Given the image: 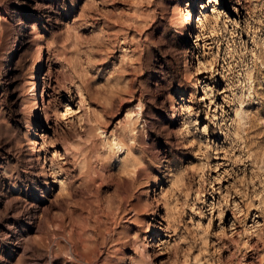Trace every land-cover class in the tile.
<instances>
[{
    "label": "rangeland",
    "instance_id": "1",
    "mask_svg": "<svg viewBox=\"0 0 264 264\" xmlns=\"http://www.w3.org/2000/svg\"><path fill=\"white\" fill-rule=\"evenodd\" d=\"M135 262L264 264V0H0V264Z\"/></svg>",
    "mask_w": 264,
    "mask_h": 264
},
{
    "label": "bare ground",
    "instance_id": "2",
    "mask_svg": "<svg viewBox=\"0 0 264 264\" xmlns=\"http://www.w3.org/2000/svg\"><path fill=\"white\" fill-rule=\"evenodd\" d=\"M190 13L188 12V11H186V17H187V20H189L190 21ZM181 19H183V17H181ZM200 21H201V18L198 20V31H200V28H201V25H199V23H200ZM196 36H198V35H196ZM14 46V45H13ZM192 50V49H191ZM13 51V50H12ZM41 58H42V50H41V46L40 45H38L37 46V48H36V50H35V72L34 73H36V71H41V69L42 70H44L45 69V63L43 62V63H41ZM33 60V59H32ZM191 62V61H190ZM207 63H209V62H207ZM34 64V63H33ZM190 65V64H189ZM208 66H211V65H209V64H207ZM210 68V67H209ZM213 69V67H211L210 68V70H212ZM43 73V72H42ZM38 76V75H37ZM39 76H40V74H39ZM38 76V77H39ZM42 76H44L43 77V82H42V89H41V93H40V99H41V105H43V104H45V100L43 101V96L45 95V90H46V87H47V83H46V81H45V76H47V73H44ZM36 79H34V81H33V83H32V85H33V87H35V85H36ZM37 86V85H36ZM38 87V86H37ZM197 88V87H196ZM37 89V88H36ZM30 91V90H29ZM38 92V91H37ZM28 95H31V94H28ZM36 97H37V95L35 94V91L33 90V93H32V95H31V97H30V100H29V104H30V111H31V116H32V119L35 121H37V115H38V111H37V99H36ZM202 98V97H201ZM27 103V104H28ZM29 106V105H28ZM40 109V108H39ZM28 112V111H27ZM30 115V114H29ZM42 117V116H41ZM29 127V126H28ZM29 129V128H28ZM31 131H32V129H31ZM34 134V133H33ZM43 136V135H42ZM37 135H34V139L33 140H31L30 141V143H29V147H28V149H29V154L30 155H28V159H34L36 162H38L39 160H40V149L38 148V146H36V144H37ZM40 143V142H39ZM61 146H62V149L65 151V152H67V153H69V154H72V152H71V146H69V145H67L66 143H62L61 144ZM64 152V153H65ZM43 159V158H42ZM34 162V161H33ZM43 162H44V160H43ZM36 165H38V164H36ZM40 165H42V164H40ZM41 167V173H42V175H45V174H47V173H45V170H44V168H42V166H40ZM54 176V175H53ZM44 177V176H43ZM52 177V176H51ZM46 178V177H45ZM51 180V179H50ZM53 181V180H52ZM59 184H60V182H58ZM56 184V183H55ZM58 184V185H59ZM54 186V185H53ZM56 186V185H55ZM153 241V240H152ZM152 246V245H151ZM155 246V245H154ZM154 248V247H153ZM147 253V252H146ZM146 253H145V256H146ZM139 259L138 260H140V263H143V258L142 257H145L144 256V253L142 252V251H140L139 252ZM136 264H138L137 262H135Z\"/></svg>",
    "mask_w": 264,
    "mask_h": 264
}]
</instances>
